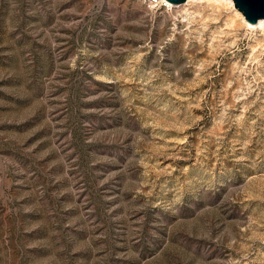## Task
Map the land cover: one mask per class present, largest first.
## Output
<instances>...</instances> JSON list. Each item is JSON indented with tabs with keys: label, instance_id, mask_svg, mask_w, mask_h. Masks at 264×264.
<instances>
[{
	"label": "rangeland",
	"instance_id": "1",
	"mask_svg": "<svg viewBox=\"0 0 264 264\" xmlns=\"http://www.w3.org/2000/svg\"><path fill=\"white\" fill-rule=\"evenodd\" d=\"M200 1L0 0V264H264V30Z\"/></svg>",
	"mask_w": 264,
	"mask_h": 264
},
{
	"label": "water",
	"instance_id": "2",
	"mask_svg": "<svg viewBox=\"0 0 264 264\" xmlns=\"http://www.w3.org/2000/svg\"><path fill=\"white\" fill-rule=\"evenodd\" d=\"M171 2H180L183 0H168ZM234 6L240 10L244 18L250 22L259 17L264 18V0H233Z\"/></svg>",
	"mask_w": 264,
	"mask_h": 264
},
{
	"label": "bare ground",
	"instance_id": "3",
	"mask_svg": "<svg viewBox=\"0 0 264 264\" xmlns=\"http://www.w3.org/2000/svg\"><path fill=\"white\" fill-rule=\"evenodd\" d=\"M160 1H161V4H163V5L166 4V5L171 6V7H174V6L176 7V6H179L181 4H184V1L187 2L188 0H184V1H180V2H171L168 0H160ZM194 1H196V0H194ZM203 1H206V2H203ZM225 1L228 2L230 5L234 6L233 0H202L200 2H203L204 4L209 5L212 8L218 9L221 6V2H225ZM234 9H235L236 13L240 16V18L243 20V22L245 23V25L247 27H250V28H255V27L257 28L258 27L259 29L264 30V18L263 17H259L255 21L250 22L244 18L243 14L240 10H238L236 7H234Z\"/></svg>",
	"mask_w": 264,
	"mask_h": 264
},
{
	"label": "built area",
	"instance_id": "4",
	"mask_svg": "<svg viewBox=\"0 0 264 264\" xmlns=\"http://www.w3.org/2000/svg\"><path fill=\"white\" fill-rule=\"evenodd\" d=\"M150 1H151V2H152V1H154V2H155V1H156V2H160V4H161V1H160V0H150ZM162 5H163V4H162Z\"/></svg>",
	"mask_w": 264,
	"mask_h": 264
}]
</instances>
